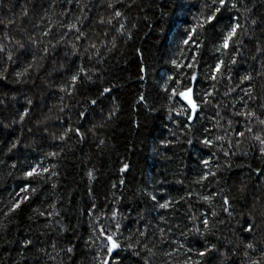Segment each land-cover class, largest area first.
<instances>
[{"label":"trees","instance_id":"trees-1","mask_svg":"<svg viewBox=\"0 0 264 264\" xmlns=\"http://www.w3.org/2000/svg\"><path fill=\"white\" fill-rule=\"evenodd\" d=\"M0 264H264V0H0Z\"/></svg>","mask_w":264,"mask_h":264},{"label":"water","instance_id":"water-1","mask_svg":"<svg viewBox=\"0 0 264 264\" xmlns=\"http://www.w3.org/2000/svg\"><path fill=\"white\" fill-rule=\"evenodd\" d=\"M181 98L189 105L192 118L195 117L198 112V104L194 99L193 88L185 91Z\"/></svg>","mask_w":264,"mask_h":264}]
</instances>
